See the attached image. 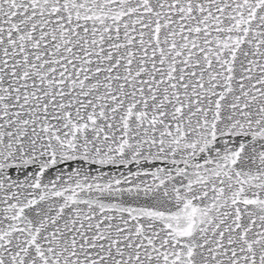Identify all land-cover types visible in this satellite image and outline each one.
Wrapping results in <instances>:
<instances>
[{
  "label": "snow or ice",
  "instance_id": "6c2138e0",
  "mask_svg": "<svg viewBox=\"0 0 264 264\" xmlns=\"http://www.w3.org/2000/svg\"><path fill=\"white\" fill-rule=\"evenodd\" d=\"M0 264H264V0H0Z\"/></svg>",
  "mask_w": 264,
  "mask_h": 264
}]
</instances>
